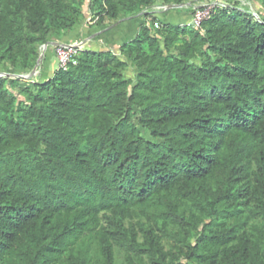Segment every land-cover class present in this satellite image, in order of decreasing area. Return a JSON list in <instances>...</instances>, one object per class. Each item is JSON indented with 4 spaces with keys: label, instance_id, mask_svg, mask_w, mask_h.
I'll return each mask as SVG.
<instances>
[{
    "label": "trees",
    "instance_id": "trees-1",
    "mask_svg": "<svg viewBox=\"0 0 264 264\" xmlns=\"http://www.w3.org/2000/svg\"><path fill=\"white\" fill-rule=\"evenodd\" d=\"M81 5L0 0V73L32 70ZM185 10L142 13L133 39L44 82L0 78V264H264V16L219 5L196 27Z\"/></svg>",
    "mask_w": 264,
    "mask_h": 264
},
{
    "label": "rangeland",
    "instance_id": "rangeland-1",
    "mask_svg": "<svg viewBox=\"0 0 264 264\" xmlns=\"http://www.w3.org/2000/svg\"><path fill=\"white\" fill-rule=\"evenodd\" d=\"M158 1H161V0H158ZM223 1L224 0H191L188 3L191 6L193 5L194 7H197V6H202V5H213L214 6L216 5V3H220ZM226 3L236 8L238 7L242 10H247L253 13L254 15H256V13L259 15L258 13L259 11L264 16V0H228V2ZM188 11L189 10H185V9H173L168 12H164L162 15L165 16V18H169L170 22L172 23H182L183 15L188 16V14H190ZM142 13L143 12L141 11L132 12L129 10V8L126 7L122 9L120 13V17L117 20H113L110 17H106V19L102 23H99L97 22L98 17H97L96 10L94 8H90V0H82L81 14H80L78 23L75 26V29L72 32L60 34L58 36H53L52 41L69 44V36L73 35V36H76L77 38L76 39L77 42L74 41L73 43H78L81 46L82 51L89 50V49L96 50V51H99L102 49L108 50L111 47L104 41V33L107 30L120 29V27L121 28L124 27L125 24H130L129 30H131L130 31L131 34H133V32H138V29H137L139 28L138 23L143 22L141 18ZM176 15H179V16L176 18ZM102 27L104 28L102 29ZM48 43H51V42H48ZM45 44L46 43L39 45L40 55L43 52H45V56L39 66V73L32 77H23V78L18 77V76L13 77V79H18L20 81V83L18 84V87L19 85L23 86L26 84L44 82L48 80L49 78L53 77L55 72L60 68V62L56 55L55 46L51 44L45 50L44 49ZM47 61H49V64H47ZM37 63H38V60H37ZM32 70L23 71V72L5 71L1 73H12L15 75L23 74L27 76L31 73ZM136 72H137V68L131 66V68H129L126 71L125 76L127 78H134ZM144 135H146L147 137H150L149 134L145 130H144ZM135 222L145 223L147 221L145 218L142 217V218H136ZM166 229L168 231V235L166 236V238H164L163 243L165 244L166 249H171L176 243L175 232L177 231V227L170 225ZM117 262L118 264H123L124 262L123 251H118Z\"/></svg>",
    "mask_w": 264,
    "mask_h": 264
},
{
    "label": "built area",
    "instance_id": "built-area-1",
    "mask_svg": "<svg viewBox=\"0 0 264 264\" xmlns=\"http://www.w3.org/2000/svg\"><path fill=\"white\" fill-rule=\"evenodd\" d=\"M227 0H224L223 2L216 3V5L221 6H228L226 3ZM172 4H165L161 1H158L153 6L145 9L143 12L144 14L151 13L154 15V17H159L164 12H168L170 10H173L171 8ZM216 5H202L195 7V13L191 16V18L185 23L186 25H194L196 27H200L201 23L208 19L211 15V12L214 10ZM191 5L189 3L184 4L183 7L174 8V9H187ZM256 17L259 18V15L256 13ZM149 22L152 21V17H150ZM154 26L156 28L160 27V22L155 21ZM56 49V55L60 62V68L67 69L68 65L72 63H77L75 59V55L82 51L81 46L78 43H69L65 45L55 46Z\"/></svg>",
    "mask_w": 264,
    "mask_h": 264
},
{
    "label": "crops",
    "instance_id": "crops-1",
    "mask_svg": "<svg viewBox=\"0 0 264 264\" xmlns=\"http://www.w3.org/2000/svg\"><path fill=\"white\" fill-rule=\"evenodd\" d=\"M179 15H176V18ZM168 21L169 18H167ZM184 21V20H183ZM141 23H138V25L140 26ZM129 25L130 24H125L124 27H120V29H112V30H107L104 33V41L111 47V48H119L124 42L133 39L137 32H133V34H131V30H129ZM138 29V28H137ZM99 32V31H98ZM96 32V33H98ZM94 33V34H96ZM76 36H69V43H73L74 41H76ZM77 42V41H76ZM103 50V49H102ZM47 64H49V61H47Z\"/></svg>",
    "mask_w": 264,
    "mask_h": 264
},
{
    "label": "water",
    "instance_id": "water-1",
    "mask_svg": "<svg viewBox=\"0 0 264 264\" xmlns=\"http://www.w3.org/2000/svg\"><path fill=\"white\" fill-rule=\"evenodd\" d=\"M184 4H187V3H183V4H172L171 5V8H179V7H183V5ZM53 45V46H60V45H65V43H61V42H51V43H46L44 46H45V50H46V48L49 46V45ZM44 56H45V52H43L41 55H40V57H39V59H38V63L36 64V66L33 68V70L31 71V73L29 74V75H23V74H19V75H15V74H12V73H0V78L1 77H10V78H13V77H15V76H18V77H21V78H23V77H32V76H34V75H36V74H38L39 73V66H40V63L42 62V60H43V58H44Z\"/></svg>",
    "mask_w": 264,
    "mask_h": 264
}]
</instances>
